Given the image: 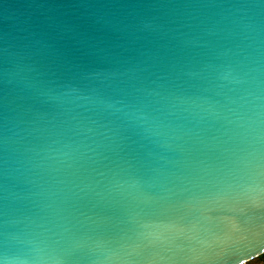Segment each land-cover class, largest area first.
Wrapping results in <instances>:
<instances>
[{"label":"water","instance_id":"1","mask_svg":"<svg viewBox=\"0 0 264 264\" xmlns=\"http://www.w3.org/2000/svg\"><path fill=\"white\" fill-rule=\"evenodd\" d=\"M264 256V0H0V264Z\"/></svg>","mask_w":264,"mask_h":264},{"label":"clouds","instance_id":"2","mask_svg":"<svg viewBox=\"0 0 264 264\" xmlns=\"http://www.w3.org/2000/svg\"><path fill=\"white\" fill-rule=\"evenodd\" d=\"M253 264H264V259L257 258Z\"/></svg>","mask_w":264,"mask_h":264},{"label":"rangeland","instance_id":"3","mask_svg":"<svg viewBox=\"0 0 264 264\" xmlns=\"http://www.w3.org/2000/svg\"><path fill=\"white\" fill-rule=\"evenodd\" d=\"M260 259H263V257H261ZM255 260H256V259H255ZM255 260H253V261H251V262H249V263H247V264H253V262H254Z\"/></svg>","mask_w":264,"mask_h":264},{"label":"trees","instance_id":"4","mask_svg":"<svg viewBox=\"0 0 264 264\" xmlns=\"http://www.w3.org/2000/svg\"><path fill=\"white\" fill-rule=\"evenodd\" d=\"M263 257V256H262ZM261 258V257H260ZM263 259H264V257H263Z\"/></svg>","mask_w":264,"mask_h":264},{"label":"flooded vegetation","instance_id":"5","mask_svg":"<svg viewBox=\"0 0 264 264\" xmlns=\"http://www.w3.org/2000/svg\"><path fill=\"white\" fill-rule=\"evenodd\" d=\"M264 257V256H263Z\"/></svg>","mask_w":264,"mask_h":264}]
</instances>
